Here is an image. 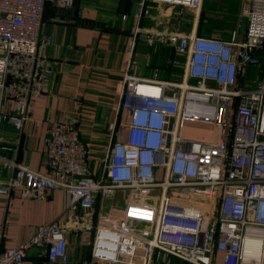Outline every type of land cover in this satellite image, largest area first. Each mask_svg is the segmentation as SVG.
Returning <instances> with one entry per match:
<instances>
[{"label":"built area","instance_id":"obj_1","mask_svg":"<svg viewBox=\"0 0 264 264\" xmlns=\"http://www.w3.org/2000/svg\"><path fill=\"white\" fill-rule=\"evenodd\" d=\"M73 0H0V120L22 131L31 101L48 90L52 66L42 35L45 4L70 8ZM194 13L204 0H138ZM243 37L202 36L195 30L164 34L174 43L167 67L182 80L141 79L125 72L118 102L128 111L125 140H114L96 157L80 135L77 114L47 125L44 172L0 155V195L36 196L62 190L75 222L60 219L38 227L26 240L0 248V264H23L36 247L49 262H68L67 231L90 232L89 263L264 264V0H245ZM126 18V15L122 16ZM192 22V23H193ZM138 27L136 32H140ZM256 69L250 87L242 84ZM184 120L220 129L219 141L186 139ZM36 126L40 120H34ZM114 133V131H113ZM124 203L100 213L116 193ZM221 254V255H220Z\"/></svg>","mask_w":264,"mask_h":264},{"label":"crops","instance_id":"obj_2","mask_svg":"<svg viewBox=\"0 0 264 264\" xmlns=\"http://www.w3.org/2000/svg\"><path fill=\"white\" fill-rule=\"evenodd\" d=\"M120 1L77 0L74 7L66 9L51 4L46 6L41 34L52 36L45 49L52 66L48 90L31 101V120L26 122L22 131L15 130L5 118L0 120L1 156L16 159L33 170L44 172V139L48 123L63 122L77 114L81 138L93 151L90 168L93 173H98L100 167L96 157L104 152L111 141L125 140L127 136L126 129L117 124L128 120V111L117 107L124 73L150 79L153 71L159 69L158 77L161 80H182V69L166 66L168 60L175 56V51L174 43L167 41L164 34L173 30L187 33L192 29L200 34L197 31L198 22L195 25V21L183 15L184 12L180 14L177 7L165 3L137 4L139 10L135 14L130 12L131 3H128L125 12H120ZM244 4L245 0L242 9ZM212 5L216 3L210 2L208 9ZM220 10L217 8L214 11L216 14L208 15L214 26ZM244 20L246 23V16ZM138 27L141 28L140 32H136ZM229 34L226 33V38ZM243 34L244 29L240 37ZM255 76L256 69L248 67L242 78L243 86L250 87ZM34 120H40L41 124L36 126ZM191 128L198 131L191 133ZM181 135L186 139L201 141L221 139L218 127L196 120H184ZM0 176L6 179L10 173L2 171ZM66 203L62 190H44L28 197L7 198L0 195V248L26 240L38 227L54 220L75 222L80 209L69 210ZM112 203L110 200V206H96L95 210L101 214L109 213ZM122 207H116L114 217H120ZM91 237L90 232L79 228L71 227L67 231L66 264H96L94 261L89 263ZM44 259L45 256L36 247H31L26 251L23 264H60Z\"/></svg>","mask_w":264,"mask_h":264},{"label":"rangeland","instance_id":"obj_3","mask_svg":"<svg viewBox=\"0 0 264 264\" xmlns=\"http://www.w3.org/2000/svg\"><path fill=\"white\" fill-rule=\"evenodd\" d=\"M207 2L208 3L215 2L216 5H212V8L208 9V8H205V3ZM242 4H243V0H204L201 10L197 16V22H198L197 31L200 34L221 37L225 33H230V31L236 30L237 34L241 36L243 29H244V25H245V20H244L245 14L243 13ZM217 8L221 9L219 11L221 13L219 14L218 18H215L217 21V24H215V27H213L212 25H208L209 22H207L206 16L211 15V14H216L217 12H214V11L217 10ZM183 15L186 18H189L190 20L194 19V13L191 12L190 10H187V9L184 10ZM183 27H185V25ZM206 28L207 29L211 28L212 32L211 33L205 32ZM187 30H183V31H187ZM224 38H226V36ZM192 131L197 132L198 129L191 128L189 132L192 133ZM115 200L117 202H113L112 203L113 206L121 207L124 205V203L120 201V192L116 193ZM109 204H110V201L106 203L105 207L110 206ZM215 263L220 264V258H218Z\"/></svg>","mask_w":264,"mask_h":264},{"label":"water","instance_id":"obj_4","mask_svg":"<svg viewBox=\"0 0 264 264\" xmlns=\"http://www.w3.org/2000/svg\"><path fill=\"white\" fill-rule=\"evenodd\" d=\"M76 3H77V0H73L71 7H74L76 5ZM128 3H131L130 4V12L132 14L137 13L139 10V7L137 5V2H133L132 0H121L120 1V8H119L120 12H125V8L128 5ZM44 260L48 261V258L45 257Z\"/></svg>","mask_w":264,"mask_h":264},{"label":"trees","instance_id":"obj_5","mask_svg":"<svg viewBox=\"0 0 264 264\" xmlns=\"http://www.w3.org/2000/svg\"><path fill=\"white\" fill-rule=\"evenodd\" d=\"M47 5H49V4H48V3L45 4V8H46ZM209 5H210V2H209V3H208V2L205 3V8H208ZM45 8H44V12H45ZM43 17H44V15H43ZM209 19H210V18H209L208 15H207V16H206V20H207V22H209L208 25H212L213 27H215V26H214V23L211 22V21H209ZM213 27H211V28H213ZM211 28H209V29L206 28V29H205V30H206L205 32H207V33H211V31H212ZM228 34H229V33H228ZM224 36H227L226 33H225L224 35H222L221 37L223 38ZM260 78H264V73H262V74L260 75Z\"/></svg>","mask_w":264,"mask_h":264}]
</instances>
